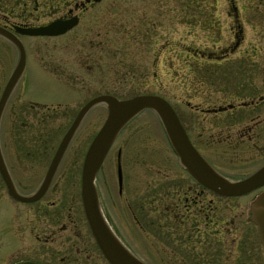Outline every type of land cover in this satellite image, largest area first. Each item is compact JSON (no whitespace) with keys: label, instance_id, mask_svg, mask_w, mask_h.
<instances>
[{"label":"rangeland","instance_id":"rangeland-1","mask_svg":"<svg viewBox=\"0 0 264 264\" xmlns=\"http://www.w3.org/2000/svg\"><path fill=\"white\" fill-rule=\"evenodd\" d=\"M69 13L81 19L63 34H19L26 65L0 120V146L11 170L29 171L32 176L40 172L33 180L21 175L24 192L33 190L40 181L61 137L90 98L99 94L119 98L145 93L163 96L183 124L203 137L220 121L193 112L191 105L240 102L230 87L236 76L247 74L242 69L251 68L249 63L257 58L259 69L264 66V0H0L3 26H38ZM234 30L239 34L240 47L232 58H199L197 69L192 70L190 47L218 50L232 43ZM255 53L257 57L250 56ZM17 60V47L0 35V94ZM212 81L222 89L214 85L208 89ZM208 91L211 93L207 95ZM261 95L258 110L264 111V91ZM46 105H57L59 110H40ZM106 114L104 103L86 113L60 161L57 183L62 181L60 174L73 165L81 171L86 149ZM231 117H223L218 126H236ZM200 144L206 156L222 168L235 170L236 163L223 153L225 143ZM170 146L157 114L148 108L142 110L117 135L103 165L106 185L101 183L102 188L117 195L115 164L120 149L123 178L134 190L132 197L144 195L148 204H157L160 188H171L177 180L190 181ZM0 194L5 199L0 231L8 227V210L15 221L31 216L32 207L6 201L2 186ZM240 200L213 203L238 204ZM4 236H10L8 241ZM16 245L10 234H0V251L8 252L4 258L0 253V264L23 261L19 255L9 260L6 257Z\"/></svg>","mask_w":264,"mask_h":264},{"label":"flooded vegetation","instance_id":"flooded-vegetation-1","mask_svg":"<svg viewBox=\"0 0 264 264\" xmlns=\"http://www.w3.org/2000/svg\"><path fill=\"white\" fill-rule=\"evenodd\" d=\"M74 15L78 17L79 23L80 15L69 13L59 18ZM16 26L19 25L6 27L16 32ZM16 34L19 36L18 32ZM239 39V34L234 30L232 43L219 47L218 50L190 47L192 59L189 65L191 64L193 70L197 69L199 58L208 57L211 60L232 58L240 47ZM251 50H254L253 47ZM250 56L257 57V54ZM252 61L254 63H249L251 68L246 66L242 69L247 74L236 76V80L230 86L232 93L238 95L240 102L225 105L218 103L208 107L198 103L191 105L193 112L208 115L220 122L225 120L223 118L225 116H234L231 119H234L232 122L236 126L222 127L218 126L221 124L218 122L216 129L212 128L202 137L201 132L196 133L186 127L178 115L196 149L198 146L202 150L200 144L202 142L219 146L222 143L226 144L222 149L225 151L223 153L228 155L230 161L236 163L235 170L230 168V171H227L222 168L206 156L203 150L205 156L200 154L218 173L232 181L247 177L264 164V111L258 110L263 101L261 92L264 91V66L259 69L261 62L258 58ZM213 81L216 82L215 79ZM213 81L209 82L208 89H211L212 85L222 89ZM12 92L13 90L10 96ZM210 93L211 91H208L207 95ZM49 107L59 110L57 105H46L40 110ZM63 110L67 112L64 108ZM247 117H250L248 122H244ZM119 151L121 154L120 149L116 153V170ZM107 155L94 178L99 207L114 236L133 256L145 264H264L262 240L256 223L251 219V203L264 190V184L241 194L221 195L198 182L181 166L190 181L177 180L171 184V188H160L158 203L152 205L145 201L144 195L139 198L132 197L134 190L126 183L123 172L120 185L116 171V196L111 190L102 188L101 183L106 185L102 169ZM249 157L252 158L248 159ZM5 164L15 189L25 196L37 191L49 166L48 164L34 189L24 192L20 187V181L23 179L21 175L33 180L37 179L40 172L32 176L29 171L11 170L6 161ZM59 164L45 193L38 199L28 202L11 197L0 174V191L2 186L6 191V201L18 206L23 205L22 207H32L31 216L24 221L13 220L14 217L8 210L9 220L6 224L8 227L0 231V234L4 232L10 234L17 245L11 248L12 253L6 257L8 260L18 255L23 257V261L15 264L26 261L37 264H111L97 244L84 212L81 171L77 172V167L73 165L68 171L60 174L62 181L57 183L55 179ZM57 192L60 194L56 195ZM225 199L242 200L238 204L213 203ZM4 200L0 194L1 216ZM9 237L6 236L5 240L8 241ZM0 253L1 258H4L8 252L1 248Z\"/></svg>","mask_w":264,"mask_h":264},{"label":"water","instance_id":"water-1","mask_svg":"<svg viewBox=\"0 0 264 264\" xmlns=\"http://www.w3.org/2000/svg\"><path fill=\"white\" fill-rule=\"evenodd\" d=\"M77 23L78 17L74 15L69 18H58L38 26H16V32L31 36L60 35ZM16 32L0 25V35L12 42L18 49L17 63L7 78L0 94V120L10 93L19 80L26 64L25 48ZM99 103L106 105L107 114L91 139L83 158L81 195L84 212L91 231L102 253L111 264L145 263L133 256L109 228L99 207L94 178L119 132L142 110L148 108L157 114L179 163L201 184L221 195L241 194L264 184V164L252 174L237 181L229 180L218 173L192 144L175 109L163 96L145 93L128 98H119L112 94H99L87 100L78 109L71 124L61 137L45 176L35 193L25 196L15 189L0 146V174L4 180L7 193L11 197L19 201L28 202L38 199L45 193L78 126L89 109ZM120 157L119 151L116 171L121 185L122 167ZM251 219L257 225L264 248V190L251 203ZM17 264L37 263L26 261Z\"/></svg>","mask_w":264,"mask_h":264},{"label":"trees","instance_id":"trees-1","mask_svg":"<svg viewBox=\"0 0 264 264\" xmlns=\"http://www.w3.org/2000/svg\"><path fill=\"white\" fill-rule=\"evenodd\" d=\"M169 145H170V143H169ZM171 147V146H170Z\"/></svg>","mask_w":264,"mask_h":264}]
</instances>
